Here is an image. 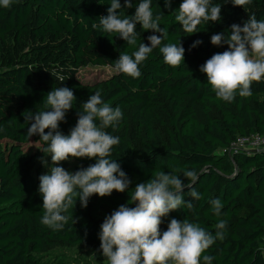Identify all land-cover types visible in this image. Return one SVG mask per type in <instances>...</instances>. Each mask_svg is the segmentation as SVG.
Here are the masks:
<instances>
[{
	"label": "trees",
	"instance_id": "1",
	"mask_svg": "<svg viewBox=\"0 0 264 264\" xmlns=\"http://www.w3.org/2000/svg\"><path fill=\"white\" fill-rule=\"evenodd\" d=\"M110 2L21 0L11 8L0 7V264H67L52 252L76 246L93 249V264H108L100 248V226L106 216L128 204L134 191L130 186L128 192L93 195L86 208L77 200L64 213L70 219L62 230L41 224L38 162L47 145L38 135L27 137L30 125L23 113L45 110L44 97L58 86L71 88L76 96L66 122L60 124L65 135L75 126L80 106L96 92L122 110L119 124L106 131L119 136L111 159L135 185L155 178L159 171L181 175L185 183L183 171L198 173L194 187L201 198L193 200L185 188L184 200L193 208L181 206L163 217L161 232L175 218L198 223L215 235V225L222 219L227 222L224 239H217L204 253L214 257L212 264H264V151H237L232 157L224 151L238 136L264 134V80L253 82L252 96L237 93L232 102H225L199 70L214 53L227 50L226 44L212 45L211 36L224 32L227 38L232 24L242 27L252 15L264 20V0H252L244 8L233 6L231 0H212L221 5V21L202 23L191 35L175 19L182 0H172L171 8L164 0H152L153 16H161L160 27L167 32L162 43L181 41L184 63L169 66L157 47L139 66V78L114 73L95 90L77 78L81 68H114L120 53L131 55L142 42L150 46L149 35H159L137 24V43L128 45L116 33L103 32L99 18L108 14ZM120 2L123 6L124 0ZM139 2L132 0V8L119 10L121 17L134 15ZM197 40L202 43L192 48ZM59 76L65 78L63 83ZM32 142L37 146L26 148ZM73 160L77 170L96 162ZM214 199L222 203L220 216L212 210Z\"/></svg>",
	"mask_w": 264,
	"mask_h": 264
},
{
	"label": "clouds",
	"instance_id": "2",
	"mask_svg": "<svg viewBox=\"0 0 264 264\" xmlns=\"http://www.w3.org/2000/svg\"><path fill=\"white\" fill-rule=\"evenodd\" d=\"M21 0H0V7L11 8ZM227 0L226 3H228ZM235 7L252 3V0H231ZM172 0H164V6L171 8ZM152 0H140L131 16L121 17L119 10L132 8V0H111L107 15L99 18V28L109 34L116 33L128 45H136L138 32L136 25L152 34L147 37L150 46L140 43L138 50L131 55L120 53L114 62V72L131 78L141 76L140 65L154 49L159 47L166 64L178 67L184 63L185 49L181 43L162 42L167 39V32L160 27V15L153 16ZM188 35L198 32L202 23L221 21V5H214L212 0H182L175 17ZM93 24V28H97ZM195 41L192 48L201 44ZM211 44L227 45V50L214 53L200 66V71L207 76L216 97L225 102H232L237 93L240 97L252 96L253 82L264 80V20H257L255 15L243 23L232 24L227 38L224 32L213 34ZM60 83L63 76L57 77ZM76 96L67 87H55L44 97V109L25 111L28 138L38 135L47 147L45 156L50 155V172L39 177L38 192L42 196L43 216L41 224L52 230H62L70 219L65 215L75 207L79 200L81 207L88 206L89 198L110 196L113 191L128 192L132 181L116 160L111 159L113 146L120 143L119 136L106 131L115 128L123 118L119 107L113 108L104 102L99 92L91 95L77 111V122L65 135L60 130L61 122H66V113L74 107ZM48 130L47 132L45 130ZM95 159V163L70 172L59 166L72 159ZM42 163L47 165L46 160ZM181 175L159 171L155 178L137 183L131 193L128 204L120 205L106 216L99 233L102 255L108 264H212L214 257L204 253L217 239L223 240L225 220L215 225V235L205 230L198 223L187 219L172 218L167 230L161 232L162 218L170 212L186 206L193 208L192 202H185L184 189L193 200L201 198L194 185L199 176L194 170H185ZM135 205L129 207L128 205ZM213 212L220 216L222 203L219 199L211 201ZM76 222V221H75Z\"/></svg>",
	"mask_w": 264,
	"mask_h": 264
},
{
	"label": "rangeland",
	"instance_id": "3",
	"mask_svg": "<svg viewBox=\"0 0 264 264\" xmlns=\"http://www.w3.org/2000/svg\"><path fill=\"white\" fill-rule=\"evenodd\" d=\"M114 68L110 66H98L90 65L81 68L77 73V78L86 86L91 87L92 89H100L103 86L104 81L113 75ZM37 146L34 142L26 145V148L33 149ZM42 160L47 161V165L42 163ZM40 167V174H46L50 172V167L52 166V161L50 155L44 156L38 162ZM66 170L70 172L77 171V163L72 159L70 161L62 162L61 165ZM135 182L132 181L131 187H134ZM52 254L57 256H62L67 264H93L94 263V252L93 249L89 246H76L71 248H57Z\"/></svg>",
	"mask_w": 264,
	"mask_h": 264
},
{
	"label": "built area",
	"instance_id": "4",
	"mask_svg": "<svg viewBox=\"0 0 264 264\" xmlns=\"http://www.w3.org/2000/svg\"><path fill=\"white\" fill-rule=\"evenodd\" d=\"M259 150L264 151V134L254 133L238 136L224 151H227L229 156L232 157L233 153L237 151L253 152Z\"/></svg>",
	"mask_w": 264,
	"mask_h": 264
}]
</instances>
